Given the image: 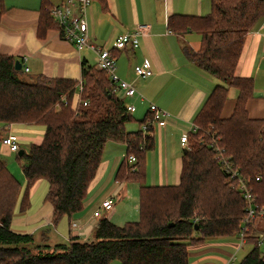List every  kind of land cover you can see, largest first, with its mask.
Segmentation results:
<instances>
[{
	"label": "trees",
	"instance_id": "trees-1",
	"mask_svg": "<svg viewBox=\"0 0 264 264\" xmlns=\"http://www.w3.org/2000/svg\"><path fill=\"white\" fill-rule=\"evenodd\" d=\"M210 3L206 15L168 18L173 31L201 35L200 47L185 48V53L219 81L193 118L196 130L188 132L176 184L141 183L143 158L153 147V127L142 128L150 113L136 130L128 131L125 124L132 116L105 71L82 60L80 81L43 74L28 77L22 67L15 69L11 55L0 53V139L13 124L43 127L42 139L17 155L25 179L18 206L20 182L0 156V264H108L115 259L120 264H188V246L206 238L236 236L243 228L246 203L238 178L254 195V206L264 209V118L246 112L253 79L234 74L246 34L264 16V0ZM51 5L42 0V28H58ZM230 87L237 90L235 106L222 118ZM109 140L126 144L116 180L140 182L137 220L120 225L99 216L91 239L69 236L66 243L36 241L32 233L12 229L14 209H28L29 189L38 179L48 184L44 199L53 206L52 225L66 215L71 226ZM130 154L133 163L128 162ZM258 238L249 242L253 246L238 264H264Z\"/></svg>",
	"mask_w": 264,
	"mask_h": 264
},
{
	"label": "crops",
	"instance_id": "crops-1",
	"mask_svg": "<svg viewBox=\"0 0 264 264\" xmlns=\"http://www.w3.org/2000/svg\"><path fill=\"white\" fill-rule=\"evenodd\" d=\"M62 1L49 0L52 4ZM41 8L42 0H0V53L24 63L28 71L22 69V72L26 76L43 74L80 81L82 60L95 66V51L90 48L77 50L72 43L61 38L54 26L42 28ZM207 8L209 11L205 13ZM210 10V0H90L86 6L89 42L102 48H112L115 38L132 30L136 24L146 22L150 25L149 30L139 36L137 47L112 49L117 76L136 89L133 96L118 94L125 104L134 105V110L130 112L132 119L138 123L144 118L150 103L168 113L164 125H153V147L145 152L141 183L167 185L178 182L184 149L180 136L191 129L194 116L219 83L185 53V48L197 50L200 47L201 35L195 31L182 34L173 31L168 26V18L174 14L203 16ZM143 60L149 63L152 70L146 78L138 77L134 72V66ZM234 74L253 79V91L246 101V112L251 118H264V16L259 17L246 34ZM236 95L237 90L230 87L220 112L222 118L232 114ZM14 130H37L42 139L43 127L37 125H11L7 132L18 140L19 136L12 133ZM40 140L38 136L36 141ZM0 146L9 153L7 147ZM125 155L124 142H106L82 209L72 215L71 222H74L71 226L66 215L52 225L53 206L43 197L33 202L36 212H31L30 205L22 214H19L21 210L13 213L12 229L32 233L36 241L48 243H51L50 234L55 232L67 239L69 236H77L80 240L91 239L99 219L93 216V206L101 192L108 191L113 196V207L107 210L100 206L99 211H106L103 215L100 211V216L113 219L114 199L125 198L128 188L135 190L138 187L139 190L138 180H116V171ZM125 219L132 220L134 217ZM260 234L264 235V232ZM238 245L239 234L206 238L188 246V264H231L227 260L239 249Z\"/></svg>",
	"mask_w": 264,
	"mask_h": 264
},
{
	"label": "built area",
	"instance_id": "built-area-1",
	"mask_svg": "<svg viewBox=\"0 0 264 264\" xmlns=\"http://www.w3.org/2000/svg\"><path fill=\"white\" fill-rule=\"evenodd\" d=\"M89 2L90 0H63L60 3L52 4L49 8V12L57 24L58 31L62 39L72 43L77 50L90 48L95 51V67L106 72L111 82L113 92L116 94L120 93L119 95L122 93L123 97L133 96L136 93L135 87L129 82L120 79L115 72V56L112 52V49H123L128 46L131 48L137 47L139 44V36L144 35L149 30L150 25L146 22L136 24L132 30L118 35L114 40L112 48H102L96 46L89 42L87 33L85 11ZM23 64L24 63H22L21 66L23 70L25 72L28 71V68ZM134 72L138 77L141 78H146L152 74L150 65L146 60L136 64L134 66ZM78 88L80 89L81 86L79 85ZM125 106L128 112H132L134 110L133 104L126 103ZM148 112L150 113V117H148L143 123V130H146L148 126L152 128L154 124H165V117L168 115L167 112L157 107L154 103L149 104ZM195 130L196 126L192 124V127L189 131ZM188 132L180 136V143L184 147L187 146ZM0 145L7 147L8 152H14L19 149L17 138L9 132L1 137ZM216 150L220 149L216 147ZM128 162H135V156L130 154L128 156ZM223 163L224 167L230 170L233 175L234 171L231 169L229 163L225 159ZM237 186L242 191L246 203V213L243 219L244 226L239 231L238 248H240L242 244L245 243V232L248 230L249 224L256 222L258 219H264V209L256 208L254 206V195L246 186L243 179H237ZM100 206L104 209L110 210L113 207V196L104 199ZM93 216L99 217L100 211L96 209L93 212ZM262 236L264 239V235ZM235 252L229 257L227 263H231L235 260Z\"/></svg>",
	"mask_w": 264,
	"mask_h": 264
},
{
	"label": "rangeland",
	"instance_id": "rangeland-1",
	"mask_svg": "<svg viewBox=\"0 0 264 264\" xmlns=\"http://www.w3.org/2000/svg\"><path fill=\"white\" fill-rule=\"evenodd\" d=\"M208 11H209V8H207L205 13H207ZM28 77H30V76H28ZM76 101H77V99H76ZM37 126L42 127L41 125H37ZM125 127L128 131H134L137 129L138 123L135 119H132L130 122H126ZM12 133L17 134L19 136L18 142L20 144V149L25 151V152L28 151L30 143L37 142L36 138L38 136H39V140L41 138V135L39 134V132L37 130H35L34 132H30V131L20 132V131L14 130ZM17 155H18V153L16 151L7 153L6 151H3L1 149V146H0L1 158L6 163L8 170L20 182V192L18 195L19 199L17 201V206H18L20 198H21L23 191L25 189V179H24V175L21 171V164H22L23 160L22 159L18 160ZM47 188H48V184H47V181L45 179L36 180L33 183V185L30 187V189H29V203L31 205V212H36L37 209H36L35 205L33 206V202L39 201L43 197H45L46 192H47ZM133 195H135L134 198L132 197ZM110 196L111 195H109L108 191L107 192L106 191L101 192V195L99 197H97V200L95 201V206H93L94 209L95 210L98 208L100 209V204L104 200V198L105 197L108 198ZM114 200H115V205H114V212L112 214L113 219L110 218V220L112 222L121 225L126 221L137 220L139 218V213H138V187H136L135 190H133L132 188H128L127 189V196L125 198L119 199V200H117V198H115ZM135 204H136V206H135ZM93 207H91V209ZM18 210H19L18 207H16L14 209V213L17 214ZM100 211H101V215L106 213V211H104V210H100ZM22 213H24V211L19 212V214H22ZM126 217H134V219L127 220V219H125ZM59 220H61V219H59ZM47 227L50 228L49 226H47ZM52 232H54V231H52ZM260 232H264V219H258L256 221V223L253 222L252 224H249L248 230L245 232V236L247 235V237H245V243H243V245L235 252L236 260H234L231 264H238L239 263V261L243 258V256L253 246L252 243H249V242H254L255 241L254 238L257 236L259 237L258 238L259 239L258 249L264 255V239H263V236L260 234ZM49 239H50L49 241L51 243H66V242H68V239L63 234H60L59 232H55L52 235L50 234ZM108 264H120V262L115 259V260L110 261Z\"/></svg>",
	"mask_w": 264,
	"mask_h": 264
},
{
	"label": "water",
	"instance_id": "water-1",
	"mask_svg": "<svg viewBox=\"0 0 264 264\" xmlns=\"http://www.w3.org/2000/svg\"><path fill=\"white\" fill-rule=\"evenodd\" d=\"M14 66H15V69H17V70H20L21 69L22 64H21V62H20L19 59H15ZM22 151L23 150L20 149L18 151V154L21 155L22 154Z\"/></svg>",
	"mask_w": 264,
	"mask_h": 264
}]
</instances>
